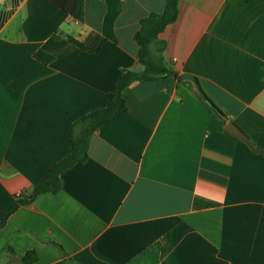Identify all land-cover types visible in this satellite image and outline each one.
I'll return each mask as SVG.
<instances>
[{
    "label": "crops",
    "instance_id": "obj_1",
    "mask_svg": "<svg viewBox=\"0 0 264 264\" xmlns=\"http://www.w3.org/2000/svg\"><path fill=\"white\" fill-rule=\"evenodd\" d=\"M166 0H0V219L71 148L73 123L139 69L140 22ZM161 34L178 77L135 81L62 188L0 228V264H264V154L224 130L200 87L264 152V0H180ZM60 33L63 38L54 40ZM82 41L83 50L64 36ZM55 56L44 64L34 54ZM29 196V195H28Z\"/></svg>",
    "mask_w": 264,
    "mask_h": 264
},
{
    "label": "trees",
    "instance_id": "obj_2",
    "mask_svg": "<svg viewBox=\"0 0 264 264\" xmlns=\"http://www.w3.org/2000/svg\"><path fill=\"white\" fill-rule=\"evenodd\" d=\"M58 6L63 11L80 20L83 16L84 0H48ZM180 0H166V7L162 13H151L140 22V28L135 33L134 39L139 45L138 63L139 69L123 70L115 89L109 93V103L106 107L92 110L88 114L76 120L71 129V148L69 154L56 162L48 171L47 179L44 183L36 185L32 189V195L26 192L18 195L16 203L6 210L0 219L2 228L9 216L21 205L31 203L38 195L43 193H58L62 188V175L68 169L78 163H84L89 159L91 138L100 126L112 122L118 118L128 115V107L124 97V90L135 81H151L166 78L169 76L178 77V73L171 66L166 58V41L161 38V34L168 25L174 23L179 15ZM70 43L86 50L94 51L82 41L73 36H64ZM63 38L60 33H54L52 39ZM34 57L41 63L48 64L55 60V56L44 50L35 52ZM183 84L206 105V107L216 115L222 122L226 120L221 115V110L214 102L201 90L200 87L181 79ZM224 115V114H223ZM227 132V131H226ZM230 134V133H229ZM233 136V135H232ZM237 138V137H236ZM264 154V152H262ZM24 264H33L38 256L35 251H30L21 257ZM76 264V263H70Z\"/></svg>",
    "mask_w": 264,
    "mask_h": 264
},
{
    "label": "water",
    "instance_id": "obj_3",
    "mask_svg": "<svg viewBox=\"0 0 264 264\" xmlns=\"http://www.w3.org/2000/svg\"><path fill=\"white\" fill-rule=\"evenodd\" d=\"M224 119L226 120V123L224 124L223 128L226 130L228 133L233 135L234 137H237L241 139L243 142L248 145L254 152L262 153L260 150H258L250 141V138L232 121L227 119L223 114H221ZM29 196L32 195V192H29Z\"/></svg>",
    "mask_w": 264,
    "mask_h": 264
}]
</instances>
